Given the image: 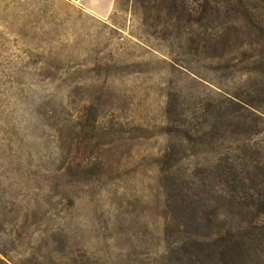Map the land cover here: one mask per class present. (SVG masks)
I'll list each match as a JSON object with an SVG mask.
<instances>
[{"label": "rangeland", "instance_id": "rangeland-1", "mask_svg": "<svg viewBox=\"0 0 264 264\" xmlns=\"http://www.w3.org/2000/svg\"><path fill=\"white\" fill-rule=\"evenodd\" d=\"M106 5L99 15L79 0H0V180L38 192L28 202H0L8 216L0 257L9 264H203L168 257V244L192 229L171 216L163 176L199 191L194 225L205 231L204 181L217 155L193 132L175 139L182 149L164 171L173 142L165 110L172 98L200 126L229 85L237 111L252 118L221 153L243 155L247 187L234 197L222 187L219 215L225 231H251L234 264H264V13L257 23V15L236 14L228 76L220 23L201 32L179 26L176 13L163 12L156 23L136 0Z\"/></svg>", "mask_w": 264, "mask_h": 264}, {"label": "trees", "instance_id": "trees-1", "mask_svg": "<svg viewBox=\"0 0 264 264\" xmlns=\"http://www.w3.org/2000/svg\"><path fill=\"white\" fill-rule=\"evenodd\" d=\"M140 6L145 9H150L155 12L154 15L156 23L161 22L163 12L167 14L178 15L179 26L185 23L191 29L194 27L206 32L210 27L216 23H220L224 28L225 35V56L226 68L228 69V76L233 72V61L231 51L235 45L237 35V27L234 24L237 13L243 12L249 20L255 21L254 16L257 15L256 23L264 13V0H136ZM187 19L184 22V17ZM194 30V29H193ZM199 33L198 35H200ZM193 40V37L190 38ZM226 93L220 104H212L208 111L203 114V120L199 121L200 126L194 127L191 120L188 118V108L181 106L171 98L166 106L165 132L169 135L170 140L173 141L166 148L165 162L162 169L168 170L174 165L172 160L175 158L174 153L181 151L182 148H176L175 139L190 138L193 132L201 133L205 136L207 149L217 158L210 164L208 173L205 177L204 185H206V230L201 231L199 226H195L196 217L194 215L199 191L190 192V185H185V182L176 183L174 174L166 173L163 176L164 190L167 195L168 205L171 210V216L178 221L184 223L187 228H191L192 232L184 237L177 246L168 244V257L182 259L184 255H188L193 263L201 261L203 264H234L236 258L242 250L245 249L246 236L250 237L251 231H243L242 228L234 229L228 228L226 231L221 225V218L219 215L218 201L221 197V188L228 185V192L232 197L241 195L246 189V168L247 161L243 155L229 151L228 155H222L221 148L224 143L229 142L226 147L229 148L231 144L236 141L238 134V126L240 122L246 123L251 120L249 114H243L237 111V100L231 91L230 86L226 87ZM253 112V110L251 111ZM204 126V129H203ZM194 128V131H192ZM74 129V128H73ZM181 147V145H180ZM77 164L71 163L68 166V174L76 175ZM185 181V180H183ZM14 183H2L0 180V202L3 200L15 201L18 197H23L29 201L28 197L38 195V192L32 190L27 185L24 190L22 188H14ZM189 187V188H188ZM53 192V191H52ZM55 194L65 195V191L61 188L55 187ZM64 193V194H63ZM51 194V193H50ZM196 194V196H194ZM27 215L31 212L32 206L26 204ZM28 218V216H26ZM13 220L14 225H17V219L9 217ZM8 216L6 212H2L0 206V226ZM252 227H259L253 219L250 220ZM169 223L167 227H170ZM261 227V226H260ZM2 250V249H1ZM183 253L181 254V251ZM0 264H9L0 257ZM42 264H51L49 261H44Z\"/></svg>", "mask_w": 264, "mask_h": 264}, {"label": "crops", "instance_id": "crops-1", "mask_svg": "<svg viewBox=\"0 0 264 264\" xmlns=\"http://www.w3.org/2000/svg\"><path fill=\"white\" fill-rule=\"evenodd\" d=\"M107 2L108 0H79V3L86 7V9L99 15H105L109 11V5H106Z\"/></svg>", "mask_w": 264, "mask_h": 264}]
</instances>
